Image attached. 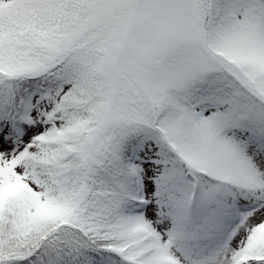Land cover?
Listing matches in <instances>:
<instances>
[{
  "label": "snow or ice",
  "instance_id": "6c2138e0",
  "mask_svg": "<svg viewBox=\"0 0 264 264\" xmlns=\"http://www.w3.org/2000/svg\"><path fill=\"white\" fill-rule=\"evenodd\" d=\"M0 264H264V0H0Z\"/></svg>",
  "mask_w": 264,
  "mask_h": 264
}]
</instances>
